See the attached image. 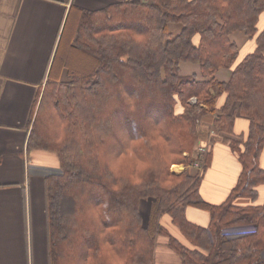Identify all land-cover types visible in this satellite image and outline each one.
<instances>
[{"label":"trees","instance_id":"1","mask_svg":"<svg viewBox=\"0 0 264 264\" xmlns=\"http://www.w3.org/2000/svg\"><path fill=\"white\" fill-rule=\"evenodd\" d=\"M81 13L70 49L92 57L89 69L75 74L68 67L70 79L55 81L58 95L45 90L28 143L60 162L61 173L46 177L50 264H115L117 257L154 264L158 232L166 233L184 264H264V205L238 207L230 197L237 192L255 201L264 184V0H128ZM170 24L182 25L181 32L172 33ZM236 32L254 40L241 60L230 40ZM183 62L199 64L209 79H182ZM221 68H233L226 83L214 77ZM223 95L215 127L227 135L239 116L250 124L246 139L233 141L242 170L230 202L216 206L203 200L197 175L170 173L173 163L162 158L193 147L197 121L215 112ZM192 98L194 107L201 104V117L177 111ZM130 145L135 158L120 161ZM137 160L147 167L133 183ZM149 197L155 202L144 226L139 202ZM188 207L207 211L210 225L190 222ZM164 213L196 247L160 224ZM239 225L256 232L231 240L221 235Z\"/></svg>","mask_w":264,"mask_h":264},{"label":"crops","instance_id":"2","mask_svg":"<svg viewBox=\"0 0 264 264\" xmlns=\"http://www.w3.org/2000/svg\"><path fill=\"white\" fill-rule=\"evenodd\" d=\"M126 1L0 0V264H50L47 175L44 173L60 167V162L53 152L30 150V134L48 81H67L68 67L61 66L58 50L64 38L69 48L74 46L76 35L72 36L78 28L81 12L104 10ZM169 28L177 35L182 25L170 24ZM230 40L239 47L248 41V37L236 32ZM179 74L201 81L209 79L202 76L200 65L196 63H181ZM231 76L232 71L228 68H221L214 75L217 81L224 83ZM177 108L179 113L185 112L184 106L178 105ZM249 124L248 119L237 117L233 134H223V138L238 139L235 135L247 133ZM203 130L207 128L204 126ZM220 148L213 160L216 169L208 172L200 189L204 201L216 206L228 199L242 170L230 150L225 146ZM221 155L224 157L222 165ZM259 167L264 170V149ZM181 172L183 169L174 173ZM211 173L214 181L209 179ZM216 182H221L222 186ZM256 190L255 201L236 198L232 204L238 207L264 205V184ZM141 208L143 217L149 220V204L142 201ZM186 215L196 225H210L211 216L207 211L188 207ZM166 218L160 224L182 244L193 248L171 223V218ZM148 220L144 226L148 225ZM154 264L184 263L180 255L163 241L154 248Z\"/></svg>","mask_w":264,"mask_h":264},{"label":"rangeland","instance_id":"3","mask_svg":"<svg viewBox=\"0 0 264 264\" xmlns=\"http://www.w3.org/2000/svg\"><path fill=\"white\" fill-rule=\"evenodd\" d=\"M263 20H262V22H263ZM78 25H79V22H78ZM75 41L76 40L74 39L73 42H75ZM237 48H238L239 58L241 60V59H243L244 55L247 52H249L250 50L254 49V40H249V38H248L247 42H245L244 44H242L239 47L237 46ZM58 58H60L61 66L64 65L66 67L72 68L75 71L74 72L75 74L87 71L89 69V66H90V63H91V60H92L91 59L92 57L82 53L81 51L77 52V51H73L72 49H70L67 46L65 38L62 40V42L60 44V48L58 50ZM228 69L230 71L233 70V68H228ZM67 73H69V69H68ZM181 78L184 79V77H182V76H181ZM69 79H70V77L68 75L67 80H69ZM48 83H49V81H48ZM58 85H59V83H57V82H55L53 80V82L47 84L46 92L50 94V92L53 91V94L55 93V94L58 95L59 90H60ZM196 101H197L196 98L195 99L194 98L190 99L188 102H190L192 104L191 105L190 104H186L184 106V108H185V110H187V112L195 113L198 117H201V110H200L201 104H199L197 107H194V105H196L195 104ZM52 102H53V100L51 102H49V103L53 104ZM49 103H45V105H43L42 112L46 109V107L48 106ZM223 103H225V96L224 95L220 96L217 99L215 112H213L212 114H205L200 121L199 120L197 121L198 122V128H202V130L200 131V137L195 141V143L193 144L192 148H191V145H190V146H188L187 151L183 152L182 155H176V156H171V155L170 156L169 155L166 156V155H164L163 158H162V161L163 160H165V161L169 160V163H173V164H169V169L168 170H169L170 173H174L175 170H181L182 171V169H183V171H187V172H190L191 174L197 175L198 180H199L198 181L199 182L198 183L199 191L201 189L202 183L205 180L206 175L208 174V172H212V171H214L213 169H216L215 165L213 164V162H214L213 160L215 158L214 155L216 154V152L221 150V148H220L221 146H225L226 148H228L230 150V152L232 153V155L236 158L238 163H240V165H241V162H240V160L238 158L237 153H235L234 149L232 148L233 141H234V144H235V142H237L238 139L241 140V141L245 140L246 136L249 133V128H248V132L247 133H243V134L238 135V136H236L234 134L235 137L238 138V139H233L232 138L231 140L230 139L227 140V139L223 138L222 132H220L219 129H217L215 127V118H213L214 116L217 117L218 114L221 113V106H222ZM51 107H52V110H53V105ZM51 107H50V109H51ZM204 126H205V128H207V130H203ZM235 147H237V146H235ZM189 155H190V158H189V161H187L186 157H188ZM168 156L170 157V159H169ZM223 158H222V155H221L220 164H221L222 160H224ZM188 162H189V165H188ZM222 163H224V162H222ZM241 167H242V165H241ZM57 169H59V167ZM211 177H213V173H211V175L209 176V179H211V181H214ZM219 179L222 180L221 177ZM173 182H175V180H173ZM216 183H218V182H216ZM171 184L172 183L168 182L165 185L166 186H170ZM218 184L221 185L222 183L220 182ZM230 197H232L231 198V202L233 200H235L236 198H248V197H246V195L237 196V192L233 193ZM89 201H91V198H89ZM142 201L143 202L145 201V202H147V204H149V207H150L149 216H151L152 206L154 205L155 198L149 197V198L140 199L139 211H140V214H141V217H142V222L144 224V223H146V221L148 219L143 217L142 208H141ZM165 217H167L166 220L168 219V217L171 218V220H172V217L170 215H168L167 213H164V214H162L159 217V222H161L163 219H165ZM166 220H165V222H166ZM147 223L150 226V218H149ZM171 223L174 225L173 220L171 221ZM179 231H180V229H179ZM184 237L190 243L191 246L196 247L194 244H191V242L187 239L186 236H184ZM163 241H166L167 244L172 249H174V247L170 245V240H169V237L166 235V233H160V232L157 233V236H156V239H155V243H154V248L156 247V245L160 246L161 244H163ZM180 257H181V255H180Z\"/></svg>","mask_w":264,"mask_h":264},{"label":"built area","instance_id":"4","mask_svg":"<svg viewBox=\"0 0 264 264\" xmlns=\"http://www.w3.org/2000/svg\"><path fill=\"white\" fill-rule=\"evenodd\" d=\"M29 169H31V167H29ZM60 173L61 172L58 169H50V170H45L44 174L48 176V175H56ZM255 232H256L255 227H249L247 225H239V226H233L222 229L221 235L227 239H233V238L252 235Z\"/></svg>","mask_w":264,"mask_h":264},{"label":"clouds","instance_id":"5","mask_svg":"<svg viewBox=\"0 0 264 264\" xmlns=\"http://www.w3.org/2000/svg\"><path fill=\"white\" fill-rule=\"evenodd\" d=\"M134 145H130L129 148L127 149L126 153L120 157V161L127 159V158H135V153H134ZM120 161H117L119 163ZM137 174H133L132 176L129 177V179L133 183H138L140 180V177L138 175L139 171H141L143 168L147 167V162L146 161H140L137 160ZM89 264H91V259L89 260ZM115 264H126L124 259H121L119 257L115 258Z\"/></svg>","mask_w":264,"mask_h":264}]
</instances>
